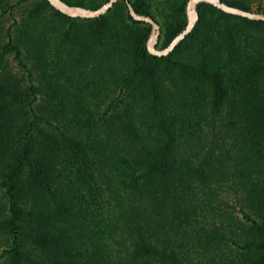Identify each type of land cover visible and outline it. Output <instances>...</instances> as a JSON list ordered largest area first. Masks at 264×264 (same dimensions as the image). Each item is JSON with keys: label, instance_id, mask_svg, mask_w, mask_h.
<instances>
[{"label": "trees", "instance_id": "trees-1", "mask_svg": "<svg viewBox=\"0 0 264 264\" xmlns=\"http://www.w3.org/2000/svg\"><path fill=\"white\" fill-rule=\"evenodd\" d=\"M188 1L0 0V264H264V20Z\"/></svg>", "mask_w": 264, "mask_h": 264}, {"label": "water", "instance_id": "water-1", "mask_svg": "<svg viewBox=\"0 0 264 264\" xmlns=\"http://www.w3.org/2000/svg\"><path fill=\"white\" fill-rule=\"evenodd\" d=\"M49 2L50 5H52L56 10L60 11L61 13L67 15V16H71V17H94L97 16L100 13H103L107 8L110 7V5L112 4V2H114L115 0H107V2H105L104 4H102L99 8L95 9V10H89V9H84V8H80V7H75V6H68L64 3H62L60 0H47ZM208 2L214 6H216L217 8L225 11V12H229V13H233V14H237L240 16H244L247 18H252V19H263L264 20V15L259 13H253V12H249V11H242V10H238L229 6H226L224 4H222L221 2H219V0H191V4H192V20H187L186 26L185 28L179 32L174 38L171 39V41L167 44V46H165L164 48L160 49L159 51L154 50L151 46H147V50L152 53V54H156V55H162V54H166L168 53L172 47L190 30V28L192 27L194 20L196 18V14H195V5L198 2ZM133 18L135 19H141L144 20L145 22H149L150 24H153L147 17H143V16H136L133 13H131ZM153 26L157 29V26L155 24H153ZM156 35H157V30H156ZM155 40V39H154ZM153 40V41H154ZM152 41V43H153Z\"/></svg>", "mask_w": 264, "mask_h": 264}, {"label": "rangeland", "instance_id": "rangeland-1", "mask_svg": "<svg viewBox=\"0 0 264 264\" xmlns=\"http://www.w3.org/2000/svg\"><path fill=\"white\" fill-rule=\"evenodd\" d=\"M185 12H186V18H187V20H192V17L193 16H192V4H191V0H189L186 3ZM249 12H253V13L259 14V12H255L254 8H252ZM9 22H10V20H9ZM156 30L157 29L153 26V24H151V31H150V34H149V36L147 38L146 45L147 46H151L154 50L159 51V49L155 48ZM152 41H153V43H152Z\"/></svg>", "mask_w": 264, "mask_h": 264}]
</instances>
